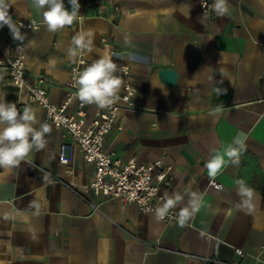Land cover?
<instances>
[{
    "label": "crops",
    "instance_id": "0c3cea01",
    "mask_svg": "<svg viewBox=\"0 0 264 264\" xmlns=\"http://www.w3.org/2000/svg\"><path fill=\"white\" fill-rule=\"evenodd\" d=\"M9 2L14 19L40 23L22 32L28 77L33 83L36 74L48 76L55 102L66 96L62 85L74 63L68 50L77 33H91L87 66L122 52L116 60L130 66L135 105L121 111L107 144L141 163L165 156L172 179L160 189L159 207L165 195L182 197L172 208L178 212L193 194L201 199L181 226L135 203L95 195L86 187L93 173L82 152L75 148L69 163L60 162L70 138L0 66V100L34 109V127L51 128L45 148H33L18 167L0 168V264H264V0H228V14L216 18L203 13L198 0H79L82 19L55 33L32 0ZM0 36L6 60L17 41L7 26ZM161 69L177 72L175 85L162 80ZM116 74L121 94L124 77ZM217 87L227 91L218 96ZM95 107L86 104L89 114ZM241 132L240 163L225 156L220 174L209 177L204 164L211 150L223 154ZM238 179L254 190L252 212L238 208Z\"/></svg>",
    "mask_w": 264,
    "mask_h": 264
},
{
    "label": "built area",
    "instance_id": "2783aa9c",
    "mask_svg": "<svg viewBox=\"0 0 264 264\" xmlns=\"http://www.w3.org/2000/svg\"><path fill=\"white\" fill-rule=\"evenodd\" d=\"M96 3H99V0H96ZM198 3L203 13L211 18L217 17L211 7L214 0H198ZM10 15L13 18V15ZM81 19L82 16L78 15L75 21ZM13 21L18 26L23 25L21 33L28 29H37L40 25L35 20L21 21L13 18ZM103 42L106 44L107 40L104 38ZM1 44L0 36V48ZM26 45V38L23 42L17 41L14 54L6 60L0 59V66L8 72L19 90H27L29 101L44 108L48 120L63 129L64 138H70V141L62 143L60 162L69 163L74 157V149L78 148L85 163L92 168L93 176L86 185L89 190L108 200L120 199L126 203H135L143 213L156 214L155 209L159 207L158 202L162 198L160 189L172 179V168L166 165L165 156L160 155L151 162L141 163L135 157L124 159L117 150L107 144V137L116 125L121 111L135 105L133 98L137 89L133 83L130 66L126 63L119 65L116 60L122 52L112 51L110 58L124 77L123 92L110 107L101 109L96 106L93 113L89 114L86 104L78 98L74 82L78 73L87 67L90 51L86 50L76 57L71 66L70 76L62 85L66 92L65 99L58 103L51 98L48 85L52 84V80L48 76L39 73L34 76L33 83L29 82ZM210 183L217 189L223 187L222 183L216 180H211ZM178 214V211L170 209L161 220L167 223L178 221ZM235 251L239 255H244L242 249ZM203 259L206 262L224 263L215 258Z\"/></svg>",
    "mask_w": 264,
    "mask_h": 264
},
{
    "label": "clouds",
    "instance_id": "9594fccd",
    "mask_svg": "<svg viewBox=\"0 0 264 264\" xmlns=\"http://www.w3.org/2000/svg\"><path fill=\"white\" fill-rule=\"evenodd\" d=\"M71 10L65 6L64 0H32V6L37 12H41L43 23L49 32L55 33L63 30L66 26H71L80 15L81 4L79 0H68ZM11 4L9 0H0V29L7 26L14 40L23 42L26 38L22 34L19 26L13 21L9 14ZM212 10L219 17H224L229 12L228 0H214ZM69 57L75 61L79 53L91 51V33H77L71 42ZM19 49V48H18ZM79 50V51H77ZM118 71L116 63L110 57H101L82 71L74 82V87L78 91V98L84 104H95L98 108L110 107L118 98L122 80L116 74ZM222 83V81H221ZM227 90L217 87V95L225 93ZM218 106L216 111L218 112ZM37 123L35 110L25 107L19 110L15 103L0 100V168L7 170L18 167L21 162L26 161L29 153L35 148L40 150L46 146V134H50L51 128L47 123L40 124L39 129L34 127ZM246 136L241 132L229 144L224 153L212 149L210 158L204 164L208 170L209 177H216L225 167V156L232 164L240 163V154L245 149ZM237 195L241 197L238 205L240 210L252 212L254 210L253 196L254 190L246 185L243 179L236 180ZM134 195V194H133ZM182 199L178 194L173 197L165 195L164 203L155 209L157 219H163L170 209ZM200 197L193 194L189 201V206L180 210L178 222L184 226L186 221L200 209ZM34 206L33 205H30Z\"/></svg>",
    "mask_w": 264,
    "mask_h": 264
},
{
    "label": "water",
    "instance_id": "95a60500",
    "mask_svg": "<svg viewBox=\"0 0 264 264\" xmlns=\"http://www.w3.org/2000/svg\"><path fill=\"white\" fill-rule=\"evenodd\" d=\"M163 81L168 84L175 85L177 82V72L172 69H161L159 71Z\"/></svg>",
    "mask_w": 264,
    "mask_h": 264
}]
</instances>
